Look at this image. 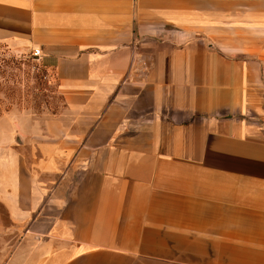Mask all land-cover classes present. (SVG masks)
Listing matches in <instances>:
<instances>
[{
	"label": "crops",
	"instance_id": "crops-1",
	"mask_svg": "<svg viewBox=\"0 0 264 264\" xmlns=\"http://www.w3.org/2000/svg\"><path fill=\"white\" fill-rule=\"evenodd\" d=\"M0 43L62 101L0 119L3 264H264V0H0Z\"/></svg>",
	"mask_w": 264,
	"mask_h": 264
},
{
	"label": "rangeland",
	"instance_id": "rangeland-1",
	"mask_svg": "<svg viewBox=\"0 0 264 264\" xmlns=\"http://www.w3.org/2000/svg\"><path fill=\"white\" fill-rule=\"evenodd\" d=\"M32 52L0 43V119L4 116L30 115L44 119L58 112L62 101L55 84L41 62L31 57ZM0 126V136L3 134ZM5 209L0 205V231H12ZM16 240L0 235V264L7 262Z\"/></svg>",
	"mask_w": 264,
	"mask_h": 264
},
{
	"label": "built area",
	"instance_id": "built-area-1",
	"mask_svg": "<svg viewBox=\"0 0 264 264\" xmlns=\"http://www.w3.org/2000/svg\"><path fill=\"white\" fill-rule=\"evenodd\" d=\"M40 56V51L39 50H33V52H32V57L33 58H38Z\"/></svg>",
	"mask_w": 264,
	"mask_h": 264
},
{
	"label": "water",
	"instance_id": "water-1",
	"mask_svg": "<svg viewBox=\"0 0 264 264\" xmlns=\"http://www.w3.org/2000/svg\"><path fill=\"white\" fill-rule=\"evenodd\" d=\"M34 59H37L36 57Z\"/></svg>",
	"mask_w": 264,
	"mask_h": 264
},
{
	"label": "trees",
	"instance_id": "trees-1",
	"mask_svg": "<svg viewBox=\"0 0 264 264\" xmlns=\"http://www.w3.org/2000/svg\"><path fill=\"white\" fill-rule=\"evenodd\" d=\"M31 57H32V55H31ZM33 58V57H32Z\"/></svg>",
	"mask_w": 264,
	"mask_h": 264
}]
</instances>
